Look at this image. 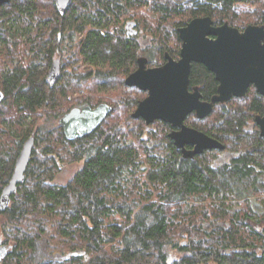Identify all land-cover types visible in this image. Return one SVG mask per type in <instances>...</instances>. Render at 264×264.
Listing matches in <instances>:
<instances>
[{"label":"trees","instance_id":"16d2710c","mask_svg":"<svg viewBox=\"0 0 264 264\" xmlns=\"http://www.w3.org/2000/svg\"><path fill=\"white\" fill-rule=\"evenodd\" d=\"M201 17L244 31L264 25V0H74L65 16L55 0H10L2 7L0 198L24 143L33 137L35 147L25 183L0 212L10 244L0 264H264V201H251L264 195V182L244 181L264 171V140L254 122L264 114V98L252 88L204 120L187 119L229 149L243 148L231 176L183 162L168 124L147 127L132 117L147 97L125 84L137 60L158 67L167 53L177 59L178 30ZM127 20L137 37L127 35ZM78 38L73 57L86 71L61 75L50 87L46 77L57 51H75ZM21 49L30 57L26 64L18 60ZM101 82L121 91L119 101L86 94ZM190 83L203 100L217 92L214 74L201 64H193ZM101 104L112 113L96 131L68 140L59 120L74 108ZM58 161L82 163L66 185L54 183ZM169 248L181 257L169 260ZM40 249L60 257L87 254L55 262L39 259Z\"/></svg>","mask_w":264,"mask_h":264},{"label":"water","instance_id":"95a60500","mask_svg":"<svg viewBox=\"0 0 264 264\" xmlns=\"http://www.w3.org/2000/svg\"><path fill=\"white\" fill-rule=\"evenodd\" d=\"M9 2L10 0H0V10ZM73 2L74 0H55L57 10L62 16L67 14ZM178 34L182 43L179 60L173 59L167 53L163 65L148 68V60L141 57L137 61V69L126 78L125 84L147 93L132 117L143 119L147 127L161 121L173 128H179V131L171 133L170 138L183 151L185 158L193 159L205 150L224 147L206 134L187 127L184 121L189 115L194 113L198 120H204L213 113L216 104L226 103L233 97L246 98L251 86L264 97V25H249L244 31H240L229 23L215 26L211 17H201L180 28ZM193 64L205 66L219 83L218 94L209 102L202 100L199 88L190 91ZM61 72V60L56 59L46 77L50 87L56 86ZM4 98L5 95L0 90V104ZM111 113L112 108L107 104L94 108H74L59 120V124L63 127L66 138L75 141L95 132ZM255 121L264 137V117H256ZM186 145H194V151L187 152ZM34 147L33 137L24 143L13 175L2 192L0 212L10 206L11 197L17 193L18 186L25 183ZM7 254V248L1 247L0 262ZM86 254V251H81L62 258L65 261Z\"/></svg>","mask_w":264,"mask_h":264},{"label":"rangeland","instance_id":"374dc122","mask_svg":"<svg viewBox=\"0 0 264 264\" xmlns=\"http://www.w3.org/2000/svg\"><path fill=\"white\" fill-rule=\"evenodd\" d=\"M144 10H146V9L144 8ZM130 22H132V20H127V21L122 23L125 30H126L127 24H129ZM2 28L3 27L0 25V29H2ZM136 30L138 31V28H136ZM20 41H22V40H20ZM1 42H2V39L0 38V48L2 45ZM79 42H80V40L78 38L74 43L75 47H76L75 51H69V54L68 53H64V55L61 54V61H62V74L61 75L63 76V80L72 79L74 75H81L83 72L86 71V67L83 66L82 63L78 66L77 62H76V58L73 57V53L76 52V50H79V48H80ZM24 55L25 54H24L23 49H21L19 51V55L17 54L18 60H21L22 63L26 64L30 61V57H29V55H26V56H24ZM62 76H61V78H62ZM91 86L92 87H90V90L88 92H86L87 95L90 94L91 96L95 95L96 97H102V99L105 100L106 102H108V100H109L108 98L119 101V100H117V97H118V94H121V91L118 88L114 87L113 85H107L106 84V87H104V85H102V82H101V83H97V84L94 83V85H91ZM58 164L61 168V171L54 181V183L58 184V185H66L74 177V175L82 168V163L64 165L63 163H60L58 161ZM261 200L264 201V195H261V196H258L256 198L251 199V201H253V202H257V201H261ZM261 211H263V210L261 209ZM5 222H6L5 217L0 216V248L6 247L7 251H8L10 249V244L5 243V242H7L6 235L4 232ZM250 223L253 226H257V224H255L251 221H250ZM263 228H264V222H262L259 225V231H261ZM167 254H168L169 260H171V261H172V259H178L181 257V253H179L178 251L173 250L171 248H169L167 250ZM38 257H39V259H51L55 262H62L63 261L62 257L49 254L46 250H43V249H40Z\"/></svg>","mask_w":264,"mask_h":264},{"label":"flooded vegetation","instance_id":"af4514ba","mask_svg":"<svg viewBox=\"0 0 264 264\" xmlns=\"http://www.w3.org/2000/svg\"><path fill=\"white\" fill-rule=\"evenodd\" d=\"M126 32H127V35L129 36V37H137L138 36V31L135 29V27H134V25L130 22L129 24H127V26H126ZM181 50V49H180ZM172 57V56H171ZM173 58V57H172ZM56 59H60L61 60V54L59 53V51H57V55L55 56V58H54V60H56ZM173 59H175V58H173ZM180 59V53H179V57L177 58V59H175V60H179ZM138 61V60H137ZM165 62H166V60H165ZM193 66V65H192ZM137 67H138V65H137ZM159 67V66H158ZM61 68H62V61H61ZM148 68H154V67H149L148 66ZM61 74H62V72H61ZM215 76V75H214ZM61 78V77H60ZM216 79V78H215ZM60 80V79H59ZM59 82V81H58ZM218 83V82H217ZM57 85V84H56ZM218 87H219V83H218ZM218 87H217V92H216V94L215 95H217L218 94ZM194 88H196V87H191V83H190V91H192ZM198 88V87H197ZM252 88H254V90H255V92L257 93V91H256V88L254 87V86H251L250 87V89H249V91L252 89ZM199 91H200V89H199ZM249 91H248V93H249ZM201 93V92H200ZM248 93H247V95H248ZM258 94V93H257ZM202 95V94H201ZM215 95H213V96H215ZM259 95V94H258ZM212 96V97H213ZM260 97H262V98H264L263 96H261V95H259ZM212 97L207 101V100H203V96H202V100L203 101H206V102H209L211 99H212ZM247 97V96H246ZM233 99H239V98H235V97H233L231 100H229L228 102H226V103H223V104H221V103H219V104H216L215 106H214V109H215V107L217 106V105H227L230 101H232ZM244 99V98H243ZM214 111V110H213ZM191 115H194L195 116V114L193 113V114H191ZM191 115H189L186 119H185V121H184V124L187 126V127H189V128H192V127H190L189 125H188V123H187V119L191 116ZM256 117H261V118H263L264 117V114L263 115H257ZM256 117L254 118V122H255V124H256V126L258 127V131H259V137L260 138H262L263 140H264V137H262L261 136V131H260V128H259V126L257 125V123H256V121H255V119H256ZM195 118H196V116H195ZM197 119V118H196ZM169 126H170V132H169V135H168V137H169V139L172 141V143H173V146L179 151V153H180V155H181V157H182V161L183 162H192V163H194V165L195 166H197V167H199V168H203L204 166H209L210 168H212V169H214V171H216V173H218V172H224L225 171V169H227V172H228V174L227 175H230L231 176V172H232V170H234V168H236L237 167V162L241 159V157L242 156H244L245 154H246V152H244V150H243V148H239L238 146H236L235 145V150H232V149H229L228 148V146H225L223 143H221L218 139H215V138H212V137H210V138H212V139H214V140H216V141H218L219 143H221L222 144V146L224 147L223 149H209V150H205L202 154H200V155H195L194 157H193V159H191V158H185L184 157V153H183V151L181 150V149H178L177 147H176V145H175V142H174V140L173 139H171L170 138V135H171V133H173L174 131H179L180 129L179 128H173L172 127V125H170V124H168ZM193 129H195V128H193ZM195 130H198V129H195ZM198 131H200V130H198ZM200 132H202V131H200ZM203 133V132H202ZM205 134V133H204ZM208 136V135H207ZM209 137V136H208ZM194 149H195V146L194 145H186L185 146V150L187 151V152H192V151H194ZM248 152H251L250 150H248ZM202 157V158H201ZM199 158H201L202 160H198ZM254 165H251L250 167H253ZM257 173H260V174H255L254 173V171H253V173H252V175H251V177L249 178H247V179H244V181L245 182H251V183H255V182H257V180H256V178H257V176H258V178H259V181L260 182H264V171H260V169L259 170H257Z\"/></svg>","mask_w":264,"mask_h":264}]
</instances>
